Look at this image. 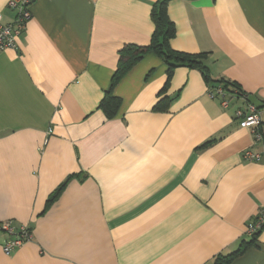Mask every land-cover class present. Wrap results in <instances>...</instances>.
<instances>
[{
	"label": "crops",
	"instance_id": "0c3cea01",
	"mask_svg": "<svg viewBox=\"0 0 264 264\" xmlns=\"http://www.w3.org/2000/svg\"><path fill=\"white\" fill-rule=\"evenodd\" d=\"M156 2L33 0L16 49L0 52V222L32 234L5 254L0 233V264H213L251 240L264 140L235 112L264 105V0H168L170 48L201 55L211 81L187 65L167 79L149 52L114 87L106 118L119 52L149 44ZM218 82L246 102L222 107L208 96ZM248 149L261 159L244 160ZM228 264H264V225Z\"/></svg>",
	"mask_w": 264,
	"mask_h": 264
},
{
	"label": "trees",
	"instance_id": "16d2710c",
	"mask_svg": "<svg viewBox=\"0 0 264 264\" xmlns=\"http://www.w3.org/2000/svg\"><path fill=\"white\" fill-rule=\"evenodd\" d=\"M168 0H158L151 10V19L154 24V32L151 36L150 42L147 46H135V45H125L119 52L118 66L114 72L111 81L109 90L104 94L102 101L99 104V108L102 110L106 118H112L115 116L116 111L120 104V99L113 95V89L116 84L121 80V78L137 63L142 57L152 52L158 56L167 66V79L170 78V75L174 68L187 65L191 68H196L201 71L206 82H210L209 72L206 67L203 65L201 55H189L186 53L175 52L170 48V40L174 37V28L172 23L169 21L166 14V4ZM220 86L224 91L231 93L236 90L239 94L243 92L235 85L231 83H219L210 84V89ZM248 101V100H247ZM159 101L155 106V110H163L164 106L160 105ZM257 110L263 111L264 105L256 107ZM261 125L264 127L263 121ZM211 141H208L202 145L201 148L210 144ZM64 183L57 187L52 194L48 197L46 202V208H48L60 195ZM259 232V231H258ZM258 232L250 236L251 240L249 242H242L239 247L227 254L218 256L215 258L213 264H228L235 257L239 256L246 247L253 243L255 236Z\"/></svg>",
	"mask_w": 264,
	"mask_h": 264
},
{
	"label": "built area",
	"instance_id": "2783aa9c",
	"mask_svg": "<svg viewBox=\"0 0 264 264\" xmlns=\"http://www.w3.org/2000/svg\"><path fill=\"white\" fill-rule=\"evenodd\" d=\"M33 0H9L7 8L14 13V18L11 23H2V14L0 12V52L16 49V39L24 31L27 21L31 18V5ZM210 98H220L221 106L226 108L228 98L242 99L246 102V95L239 94L236 90L231 93L224 91L220 86L208 90ZM260 110L249 103H245V110L238 109L235 112V117L240 121L242 127L250 129L255 142L264 140V127L261 125L262 119ZM242 157L246 161L257 162L261 159V155L245 150ZM264 225V207L259 209L255 218L250 221L245 227V234H252L261 230ZM0 233L5 235L6 239L1 245L2 251L8 254L15 249L21 247L26 242L30 241L32 234L30 229L25 225H15L11 220L0 222Z\"/></svg>",
	"mask_w": 264,
	"mask_h": 264
}]
</instances>
